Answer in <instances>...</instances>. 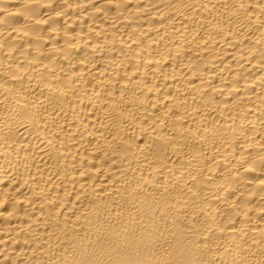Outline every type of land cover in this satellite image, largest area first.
Returning <instances> with one entry per match:
<instances>
[{
	"label": "bare ground",
	"instance_id": "bare-ground-1",
	"mask_svg": "<svg viewBox=\"0 0 264 264\" xmlns=\"http://www.w3.org/2000/svg\"><path fill=\"white\" fill-rule=\"evenodd\" d=\"M0 264H264V0H0Z\"/></svg>",
	"mask_w": 264,
	"mask_h": 264
}]
</instances>
